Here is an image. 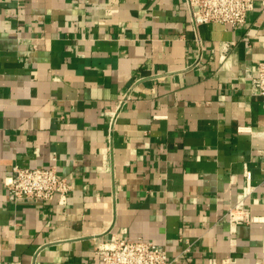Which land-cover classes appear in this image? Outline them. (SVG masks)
Instances as JSON below:
<instances>
[{"label": "crops", "instance_id": "crops-1", "mask_svg": "<svg viewBox=\"0 0 264 264\" xmlns=\"http://www.w3.org/2000/svg\"><path fill=\"white\" fill-rule=\"evenodd\" d=\"M199 33L185 0H0V264H101L113 235L171 264H264V110L243 77L264 0ZM15 165L55 166L66 202L10 199Z\"/></svg>", "mask_w": 264, "mask_h": 264}, {"label": "built area", "instance_id": "built-area-1", "mask_svg": "<svg viewBox=\"0 0 264 264\" xmlns=\"http://www.w3.org/2000/svg\"><path fill=\"white\" fill-rule=\"evenodd\" d=\"M257 0H185L189 21L194 32V40L199 49L203 48V40L199 33L201 25L221 24L233 29L246 25L249 15L253 12ZM232 44L225 45V52ZM225 52L221 56L225 58ZM243 77L248 80L253 93L262 99L264 110V61L255 66L245 68ZM128 96L123 98L124 104ZM117 113L113 115L111 125H114ZM13 175L8 185L10 199H36L51 202L57 195L65 203L67 194L72 190V184L59 175L55 166L45 168L20 167L12 168ZM226 220L233 229L239 224L250 223L251 214L246 201L241 200L232 206ZM96 253L101 264H171L164 246L152 241L138 238L128 240L115 235L110 240L99 244ZM210 264H217L211 260Z\"/></svg>", "mask_w": 264, "mask_h": 264}]
</instances>
